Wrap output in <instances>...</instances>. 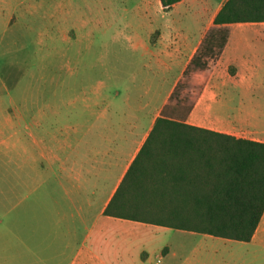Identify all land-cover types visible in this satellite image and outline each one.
I'll return each mask as SVG.
<instances>
[{
  "label": "rangeland",
  "instance_id": "obj_1",
  "mask_svg": "<svg viewBox=\"0 0 264 264\" xmlns=\"http://www.w3.org/2000/svg\"><path fill=\"white\" fill-rule=\"evenodd\" d=\"M134 2L0 0V264L67 263L71 249L62 254L61 233L66 231L62 226L61 230L50 231L49 250L33 246L32 234L26 230H6L8 223L13 226L17 219H25L29 210L34 209L35 214L30 211L27 219L49 222L59 218L56 207L61 213L67 211L62 188L48 171L47 157L41 153L44 146L53 149L62 146L64 136H81L85 130H80V121L100 111L108 115L118 107L123 109L125 103H149L144 111L146 118L158 108L171 84L184 81L181 70L187 61L186 53L181 61H174V65L167 62L166 67L147 49L153 50L159 41L160 32L154 27L162 22L161 9L153 4L151 12L139 16L133 11ZM124 7L128 12L122 10ZM225 73L233 74V68ZM210 76L222 81L224 72L212 69L194 80L192 76L188 83L194 89L188 92L183 107L175 113L170 109L173 118L187 112ZM185 85L184 81L176 95L185 97ZM251 96L244 100L243 106L248 108L234 102L217 111L234 117L228 124L233 136L264 142V96L252 100ZM85 101L92 109L84 108ZM243 116L248 119L245 127ZM146 121L137 124L133 134L124 129L119 135L141 136ZM94 127L101 136H113L99 123ZM213 127L223 128L218 124ZM57 175L62 177L63 173ZM109 227L137 232L129 238L136 247L128 259L131 263H163L166 250L175 253L170 262H181L193 257L192 252L200 247V252L194 253L195 261L264 264V239L257 243L264 235V215L252 243L134 222Z\"/></svg>",
  "mask_w": 264,
  "mask_h": 264
},
{
  "label": "crops",
  "instance_id": "obj_2",
  "mask_svg": "<svg viewBox=\"0 0 264 264\" xmlns=\"http://www.w3.org/2000/svg\"><path fill=\"white\" fill-rule=\"evenodd\" d=\"M226 2L227 0H182L173 5L169 12L164 13L159 0H135L136 7L133 11L142 16L141 14L151 12L153 4L161 9L162 22L154 27L160 32L157 49L156 46L153 50L148 46L146 48L162 65L166 64V67L168 63L174 65V61L176 63L181 61L183 59L181 56L186 53L187 61L181 70L182 77L183 71L206 32L215 27L213 20ZM122 10L128 12L126 7ZM226 27L229 28V37L220 58L214 64H210L206 71L193 75L192 79L212 69L213 71L222 70L224 77L222 81L209 77L199 96L192 103L191 111L182 122L191 127L230 135L238 139V136H233L229 131L228 124L234 117L226 116L217 110L229 108L234 102L239 103L240 108H248L243 106L248 95H252L251 100L257 99L256 96H264V23H235ZM229 67L233 68V74L225 73ZM178 82L179 80L171 84L168 94L162 99L158 108L145 116L146 118H144V111L149 103L147 105L139 103L137 106H129V103H125L123 109L118 107L116 111H111L108 115L105 111H100L95 117L88 116L80 121L78 123L80 130H85L81 132V136H64L62 146L59 144L53 149L44 146L45 150L41 149V153L47 157L48 171L53 173L58 185L62 188L67 211L64 210L61 213L60 208L56 207L59 218L49 222L42 221L40 218L34 219V217L32 220L27 219L30 211L33 216L35 214L34 209L29 210L25 219L19 221L17 219L13 226H9L8 223L6 230L10 232L14 228L16 231L22 230L23 233L26 230L32 234L33 246L37 245L39 250H49L51 249L50 231L61 230L62 226L66 230L61 233L64 243L62 254L68 253V248L71 249L66 256V264H136L129 262L128 259L136 248L133 245L134 240L129 238L136 236L137 232L131 229L119 230L109 227L114 223L131 221L107 217L104 215V210L131 165L143 151L154 123L163 109L166 117L181 121L180 118H173L170 115L174 102L170 104L172 102L169 99ZM84 108L92 109L89 108L88 103ZM85 114L88 115V111H85ZM145 121L147 126L143 124L146 127L141 136L119 135L124 129L133 134L137 124ZM247 121V116H243L244 127ZM98 123L113 136H101L98 128L94 127ZM36 124L40 126V123ZM216 124L223 128H214L213 125ZM94 128L95 136L92 132ZM203 137L213 139V136ZM159 139L160 136H158ZM192 139L199 138L195 136ZM250 141L253 140L250 139ZM150 148L149 145L146 151L144 150L147 155L150 154ZM146 156H142L143 159ZM61 172L62 177L57 175ZM151 172L158 174L160 170ZM36 200L39 201V199ZM53 204L55 207V200ZM88 224H90L89 227ZM79 226L83 227L79 228ZM39 234L42 236H38ZM255 234L249 243H252ZM263 239L264 235L257 243ZM3 245L4 248L7 247V242L4 241ZM199 249L200 247H197L192 252L193 257L174 263L170 262L175 258L174 251L166 250L163 259L167 263L157 261V264H215L213 261H195L194 253L198 254ZM37 258L39 259L38 255Z\"/></svg>",
  "mask_w": 264,
  "mask_h": 264
},
{
  "label": "trees",
  "instance_id": "obj_3",
  "mask_svg": "<svg viewBox=\"0 0 264 264\" xmlns=\"http://www.w3.org/2000/svg\"><path fill=\"white\" fill-rule=\"evenodd\" d=\"M180 1L159 3L167 13ZM235 23H264V0H227L222 6L215 27L206 32L183 71L185 97L176 95L184 81L171 93L172 111L183 107L194 89L190 78L220 58L229 37L226 26ZM191 109L192 104L181 121L169 119L163 109L104 215L249 243L264 215V143L188 126L182 121ZM158 169V174L151 172Z\"/></svg>",
  "mask_w": 264,
  "mask_h": 264
}]
</instances>
